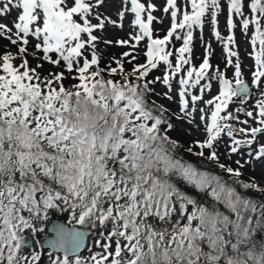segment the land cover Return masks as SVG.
Segmentation results:
<instances>
[{
  "label": "snow or ice",
  "instance_id": "1",
  "mask_svg": "<svg viewBox=\"0 0 264 264\" xmlns=\"http://www.w3.org/2000/svg\"><path fill=\"white\" fill-rule=\"evenodd\" d=\"M128 2L123 0L124 10L117 15L122 21L125 11L134 13L139 33L130 40L135 43L103 42L135 49L147 37L146 63H134L137 54L128 51L101 67L96 48L103 36L93 33H103L106 25L123 27L93 11L104 0H0V18L8 21L0 22V39L16 46V52L0 53V264H40L37 246L42 242L35 237L44 232L43 222L53 209L70 211L76 224L97 229L105 243L97 240L102 250L82 258L78 253L87 234L57 225L52 229L55 238L45 242L52 249L51 264H264V187L242 179L243 165L234 169L222 163L216 148L225 130L232 153L250 147L264 133V98L255 104V116L245 113L258 127L235 128L227 121L238 117L221 115L234 98L251 95L240 64L232 60L239 59L232 50L237 27L233 16L240 18L245 34L250 25L255 27L251 43L255 48L258 41L259 50L254 52L252 78L257 88L264 82V0L247 5L245 0H226L227 37L216 20L221 0H185L182 13L177 0H166L163 11L172 10L171 27L164 38L155 39L151 26L157 20L152 15L156 6L130 0L129 9ZM13 10L16 15L9 19ZM206 15L224 47L225 68H233L234 83L226 71L213 69L211 45L199 67L191 65L193 31L203 30ZM174 34L183 39L175 64L167 50ZM29 37L35 39L31 51ZM160 62L167 74L148 79ZM45 63L63 71H45ZM185 65L189 67L180 76ZM177 76V120L192 115L190 101L195 106L202 100L212 80L221 85L219 95L207 101L214 106L205 125L207 138L187 145L172 136L176 126L170 109L152 99L158 94L151 85L162 81L171 91ZM69 78L75 83L66 86ZM197 86L201 95H190L189 89ZM201 113L205 119L203 109ZM237 134L251 139H237ZM180 152L197 161L186 160ZM262 156L264 145L256 159ZM205 162L225 175L207 170Z\"/></svg>",
  "mask_w": 264,
  "mask_h": 264
},
{
  "label": "rangeland",
  "instance_id": "2",
  "mask_svg": "<svg viewBox=\"0 0 264 264\" xmlns=\"http://www.w3.org/2000/svg\"><path fill=\"white\" fill-rule=\"evenodd\" d=\"M91 2L94 4L95 0H91ZM141 3H144L147 7L149 4H153L156 6L157 11L153 12L152 15L157 17V20L153 21L152 24V38H164L167 34V32L170 30L172 19H171V9H169L168 13H164L163 9L166 6V0H140ZM251 0H245L246 5L250 3ZM222 3V11L218 17H216V20L218 22V30L220 31L221 35L224 37H227L230 34V30L228 28V19H229V12L226 4V0H221ZM185 6V0H177V7L180 8L181 13L184 11ZM124 3L123 0H104V3L99 6V9H93V11H100L103 12L106 16L110 17L112 20L119 21V17L117 13L119 11L124 10ZM127 8H131L130 0L127 4ZM189 12L191 11L190 6H188L187 9ZM16 11L13 10L11 17L9 19L15 17ZM145 22L147 13H144ZM246 15H251L250 9L246 8ZM182 18L181 15H178L177 20H180ZM237 27L234 30L235 35V42L232 45V50L238 52L239 59L234 56L232 58L233 64L239 63L241 66V72L243 74V79L247 80V82L251 85V95L247 97L246 99L242 100L241 98L237 97L233 99V102L229 104L227 112H224L226 115L228 113H232L234 116L238 117V120H230L227 121V123L231 124L232 126H235V128H251V127H258L259 125L255 120H253L250 117H247L245 113L247 111H253V115H256V109L255 104L261 99L262 93H264V82H262L261 86L257 88L253 83L252 74L255 71V60H254V52L258 51V45L259 42L256 43V48L253 47L251 40L253 39L255 35V27L254 25H250L247 33L245 34L243 30L240 27V18L239 17H232ZM205 23L203 30L201 31L199 28H195L193 31V40L191 44L192 53H191V65L196 66L197 68L202 63L203 59L207 55V46L211 45V59L210 63L213 66V69L216 67H219V69L222 72L227 73V78L234 81L233 78V68L227 67L225 68V65L227 63L226 61V53L224 50V47L220 41H218L215 38L214 35V26L211 23L210 15H206ZM0 22L7 23V20H3V18H0ZM93 23H96L95 20L92 21ZM123 24V27L119 26H112V25H106L105 29L103 30V33H101L100 30H97L94 32V35L103 36L102 40L97 41V48L96 51L98 54L101 55V67H103L106 63L109 62V59L113 56L119 58L122 53L132 51L134 54H137V60L134 61V63H146V55L145 53L148 50V45L150 44V40L145 37L142 40H140L138 46L133 49L130 45L129 46H120L118 43H112V44H105L103 40H110V41H119V40H129L130 44L135 43V41L130 40V36L136 35L139 33V27L134 25V13L130 11L124 12V19L122 21H119ZM262 25H264V21L261 22ZM11 26V25H9ZM178 33L183 37L184 32L177 30ZM30 39V45H29V51L32 50V44L35 43V39L32 37H29ZM5 45H8V47H5ZM183 46V39L177 40L175 38V34L173 35V38L169 45L167 46V50H170L173 52L172 57L170 59L172 60V63H176V49ZM5 51H11L16 52V46L9 45L7 40L0 39V53H3ZM38 55H42L41 53H38ZM54 55V54H53ZM187 57V54H186ZM91 57L89 56V59ZM30 65L35 66L36 61L29 56L28 57ZM130 59V58H129ZM20 61L17 60L15 63H19ZM115 67V65H112ZM125 67L127 69H131V64H125ZM187 67H189L187 65ZM45 71L52 70V71H63L61 68H54L53 66L45 63ZM186 72V69L184 67V71L180 73V76H183ZM167 74L166 71V65L163 62H160L158 67L156 69H153L152 72H150L148 79H153L155 77H163ZM212 73H210L211 75ZM65 75H69L68 73H65ZM69 80H71L69 78ZM179 76H177L175 79H172V89L169 91L167 86L162 83V81H159L155 83L154 85H151V87L155 88V92L158 94H154L152 96V99L155 100L158 104H163L165 107L170 109V112L173 114L172 117L175 120L176 124V131L174 133V138L178 139L181 143L188 144L195 140H204L207 138V133L205 132V125L210 123V115L211 112L214 110V106L208 105L207 101L213 100L215 96L219 95V92L221 90V85L218 80H212L211 81V90L204 91L202 93L203 99L196 102L195 106L192 105L191 101L189 104L190 110L194 108V111L192 112V115L187 117L184 120H177L176 115L181 114V102L180 97L178 95L180 91V85L178 84ZM72 81V80H71ZM75 83V81H73ZM204 81H201V84H204ZM165 93H168L172 97L171 100L167 99L165 97ZM189 93L195 94V95H201L199 91V86L195 89H189ZM241 108V110H240ZM201 109L204 110L205 119H201ZM239 109V111H237ZM247 120V124L241 123V121ZM191 121V122H189ZM227 131V130H226ZM226 131L224 134L221 135L218 141H216V148L218 155L220 157V161L222 163H225L229 165L232 168H240V165H243L242 168H240V171L243 173V178L246 180L254 179L256 183L260 184L262 187H264V156H262L260 159H256V153L257 150L261 145H264V133L258 134L256 137L255 142L250 147H240L239 151L236 153H232L230 151L232 140L231 138L226 134ZM237 139H251V136H243L242 134H237ZM251 153V155H249ZM236 161H239L240 163L237 164ZM54 210V209H53ZM55 213H61L62 215L68 214L69 211L64 212H58L54 210ZM99 239L101 241V245L105 243L99 236ZM115 244L113 242L112 248L114 249ZM94 251L102 250L101 248H97L96 243L93 247ZM110 251L112 249H109ZM82 258L87 257V254H84L81 256ZM86 259V258H85Z\"/></svg>",
  "mask_w": 264,
  "mask_h": 264
},
{
  "label": "flooded vegetation",
  "instance_id": "3",
  "mask_svg": "<svg viewBox=\"0 0 264 264\" xmlns=\"http://www.w3.org/2000/svg\"><path fill=\"white\" fill-rule=\"evenodd\" d=\"M71 218V214L70 211L68 214L62 215L61 213H55L54 210H50L49 211V220L44 221L43 222V226H44V232L42 233H37L35 239L37 240H42L43 238H47L50 237L52 234L51 232H49L45 227L52 222L53 220H63L65 223L72 225L73 222L70 220ZM86 227V226H85ZM90 228V227H87ZM92 229V233L89 234V236L87 237V241H86V247L85 249L79 254V256H82L84 254H87L88 258L92 253H94V245L95 242L99 239V234H98V230L95 228H90ZM26 235H30V233H26ZM37 250L41 251V260H40V264H51L50 258L48 256V253L50 251H52L50 248H44L42 246V244L37 246ZM91 250V251H90ZM98 251V250H97ZM62 253H55L53 252V256H62Z\"/></svg>",
  "mask_w": 264,
  "mask_h": 264
},
{
  "label": "water",
  "instance_id": "4",
  "mask_svg": "<svg viewBox=\"0 0 264 264\" xmlns=\"http://www.w3.org/2000/svg\"><path fill=\"white\" fill-rule=\"evenodd\" d=\"M245 82L246 83H248L247 82V80H245ZM248 85H249V87H250V90H251V85L248 83ZM240 110H241V108H240ZM233 127H235V126H233ZM57 225H61V226H64V227H66V228H68V229H72V228H75V229H77V230H79V231H81V232H85L87 235H86V240H85V246H86V241H87V237L89 236V234H91L92 233V230L91 229H88V228H86V227H84V226H81V225H78V224H72V225H69V224H67V223H65L63 220H53L52 222H50L45 228L49 231V232H51V236L50 237H47V238H43L42 240H41V244H42V246L44 247V248H49L48 246H47V244L45 243L47 240H50V239H54L55 238V233H54V231H52V229L55 227V226H57ZM85 246L83 247V248H81V250H80V252L78 253V255L84 250V248H85ZM51 249V248H50ZM52 250V249H51ZM55 253H62V252H55ZM63 254V253H62Z\"/></svg>",
  "mask_w": 264,
  "mask_h": 264
},
{
  "label": "trees",
  "instance_id": "5",
  "mask_svg": "<svg viewBox=\"0 0 264 264\" xmlns=\"http://www.w3.org/2000/svg\"><path fill=\"white\" fill-rule=\"evenodd\" d=\"M255 48H256V46H255ZM257 50H259V45H258ZM184 67H185V69L187 70V68H188L187 65H185ZM71 83H74V82L71 81V80H69V79L65 81L66 86H67L68 84H71ZM157 104H158V103H157ZM221 115H226V114H225V113H221ZM172 122H173V124L176 126V124H175V120L173 119V117H172ZM175 131H176V127H175V129H174V131H173V133H172V136H174ZM225 131H226V130H225ZM179 155H183L184 158H185L186 160H189V161H192V162H196V161H197V158L192 157L191 155H188V154H186V153L180 152ZM205 165H207V170L217 172V173H219L220 175H225L224 173L220 172V170H219L218 168L215 167L214 163H213V164H208V162H205ZM226 178H227V177H226ZM242 179H244V178L242 177ZM244 180H246V179H244ZM70 220H71L73 223H75V221L72 220V216H71Z\"/></svg>",
  "mask_w": 264,
  "mask_h": 264
}]
</instances>
